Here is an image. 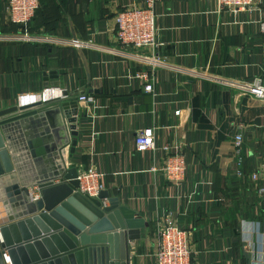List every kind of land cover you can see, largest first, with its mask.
<instances>
[{"label":"crops","instance_id":"obj_1","mask_svg":"<svg viewBox=\"0 0 264 264\" xmlns=\"http://www.w3.org/2000/svg\"><path fill=\"white\" fill-rule=\"evenodd\" d=\"M41 1L22 31L0 0V110L15 105L20 92L50 87L66 93L51 99L76 100V148L70 154L64 146V164L103 173V190L147 223L129 242L130 264H156V222L169 212L189 232L191 264H264V194L250 175L264 162V98L245 92L264 69V0L239 12L216 0H156L164 64L154 70L152 93L134 77L147 69L151 51L121 47L115 31V14L144 0ZM83 91L93 104L78 101ZM150 126L156 145L185 154L178 185L159 170L160 151L135 149L137 131ZM24 132H17L16 148L43 133L34 125ZM21 147L15 154L20 174L28 175L34 165Z\"/></svg>","mask_w":264,"mask_h":264},{"label":"water","instance_id":"obj_2","mask_svg":"<svg viewBox=\"0 0 264 264\" xmlns=\"http://www.w3.org/2000/svg\"><path fill=\"white\" fill-rule=\"evenodd\" d=\"M72 103L76 100L62 104L53 98L0 110V185L5 182L0 194V264H130L129 242L147 226L108 191L97 196L78 191L77 168H67L62 155L64 146L69 145L70 154L76 148ZM28 119L35 121L23 124ZM33 125L43 133L22 146L34 165L30 174L22 175L15 154L21 146L16 148L15 137ZM33 188L39 193L37 201L29 197Z\"/></svg>","mask_w":264,"mask_h":264},{"label":"built area","instance_id":"obj_3","mask_svg":"<svg viewBox=\"0 0 264 264\" xmlns=\"http://www.w3.org/2000/svg\"><path fill=\"white\" fill-rule=\"evenodd\" d=\"M222 9H229L234 12L252 10L256 5V0H216ZM156 0H144L142 6L131 5L120 9L115 14V31L119 45L125 49H148L146 60L149 65L147 69L138 71L134 77L144 83V91L154 92V70L164 64L163 58L157 52L159 42L157 40V30L155 28L156 14L154 13ZM39 0H7V12L10 23L18 25L22 31L32 22L34 14L40 8ZM260 34H264V19L258 24ZM21 38L27 39L28 34L22 32ZM245 92H249L258 98H264V69L261 75L253 83L245 87ZM65 97L63 90L58 87L46 88L40 92L27 93L20 92L16 97V105H30L35 102H45L53 95ZM79 102L87 104L94 103L92 94L78 92ZM175 115L180 111L175 110ZM242 126L238 125L237 131L232 137V143L238 151L243 144ZM135 149L138 152L160 151L162 153L163 165L159 169L163 176L174 184H180L184 180L187 170V160L185 154L175 150L172 151L169 144L156 145L154 128L146 127L137 131L134 137ZM240 173L239 171L237 172ZM251 179L257 182V191L264 194V162H261L251 173ZM104 174L99 173L93 166L79 172L78 191L89 196L97 194L105 188ZM29 197L32 201L39 198L38 191L32 190ZM105 204V201L103 202ZM156 249L154 258L156 264H191L190 242H188L189 232L181 227L174 216L169 212L156 222Z\"/></svg>","mask_w":264,"mask_h":264},{"label":"trees","instance_id":"obj_4","mask_svg":"<svg viewBox=\"0 0 264 264\" xmlns=\"http://www.w3.org/2000/svg\"><path fill=\"white\" fill-rule=\"evenodd\" d=\"M39 1H40V4L42 5V1H41V0H39ZM41 5H40V7H41ZM39 9H40V8H38V9L36 10V12H37ZM36 12H35V13H36ZM34 15H35V14H34ZM33 17H34V16H33ZM33 19H34V18H33ZM33 19H32V21H33ZM31 24H32V22L29 24V28H30V25H31ZM14 26L16 27V26H18V25L16 24V25H14ZM18 27H19V26H18Z\"/></svg>","mask_w":264,"mask_h":264}]
</instances>
